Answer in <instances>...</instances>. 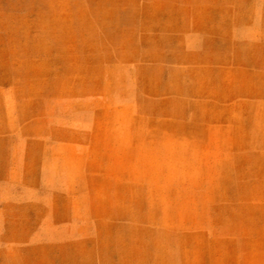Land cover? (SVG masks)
<instances>
[{"label": "rangeland", "instance_id": "rangeland-1", "mask_svg": "<svg viewBox=\"0 0 264 264\" xmlns=\"http://www.w3.org/2000/svg\"><path fill=\"white\" fill-rule=\"evenodd\" d=\"M0 264H264V0H0Z\"/></svg>", "mask_w": 264, "mask_h": 264}]
</instances>
